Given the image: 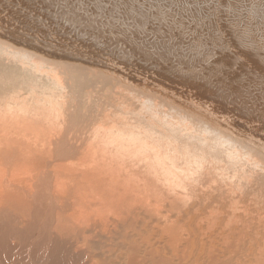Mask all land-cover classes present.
Returning <instances> with one entry per match:
<instances>
[{
	"label": "bare ground",
	"instance_id": "6f19581e",
	"mask_svg": "<svg viewBox=\"0 0 264 264\" xmlns=\"http://www.w3.org/2000/svg\"><path fill=\"white\" fill-rule=\"evenodd\" d=\"M16 42L0 35V264H264V154L176 79Z\"/></svg>",
	"mask_w": 264,
	"mask_h": 264
},
{
	"label": "water",
	"instance_id": "95a60500",
	"mask_svg": "<svg viewBox=\"0 0 264 264\" xmlns=\"http://www.w3.org/2000/svg\"><path fill=\"white\" fill-rule=\"evenodd\" d=\"M0 22L16 45L176 79L179 98L264 154V0H0Z\"/></svg>",
	"mask_w": 264,
	"mask_h": 264
}]
</instances>
